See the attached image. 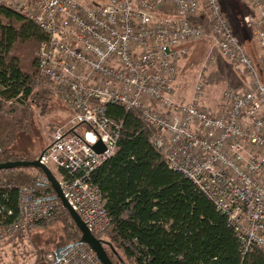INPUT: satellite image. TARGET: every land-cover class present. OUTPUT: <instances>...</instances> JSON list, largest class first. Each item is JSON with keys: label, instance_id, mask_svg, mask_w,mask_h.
Returning <instances> with one entry per match:
<instances>
[{"label": "built area", "instance_id": "obj_1", "mask_svg": "<svg viewBox=\"0 0 264 264\" xmlns=\"http://www.w3.org/2000/svg\"><path fill=\"white\" fill-rule=\"evenodd\" d=\"M244 1L256 12L245 23L263 52L259 66L220 0H98L92 6L79 0H0V6L48 34L37 52L38 78L65 104L70 118L37 160L66 172L56 177L64 197L93 234L111 224L92 176L117 149L122 124L107 113L115 105L140 114L167 166L226 217L242 258L264 250V0ZM206 39L251 81L250 90L225 91L226 109L218 115L201 102L202 80L190 103L174 98L178 62L189 54V45ZM99 142L102 154L93 150ZM36 182L49 184L43 173ZM60 206L28 186L19 190L17 214L0 202V249L26 238L30 226L53 218ZM44 259L101 264L83 245L60 260L55 253Z\"/></svg>", "mask_w": 264, "mask_h": 264}, {"label": "trees", "instance_id": "obj_2", "mask_svg": "<svg viewBox=\"0 0 264 264\" xmlns=\"http://www.w3.org/2000/svg\"><path fill=\"white\" fill-rule=\"evenodd\" d=\"M47 39L48 34L23 14L0 6V164L36 160L16 158L11 147L15 136L28 130L30 110L53 95L38 91L42 84L37 81V52ZM251 57L258 66L257 56ZM15 104L24 108L19 119L8 107ZM107 113L122 124V130L114 155L92 176L111 220L104 233L94 235L104 241L114 264H264L262 249L242 258L226 217L190 180L167 166L152 142L153 130L138 112L109 105ZM38 173L42 172L34 168L0 171L2 205L17 214L23 186L53 200L55 190L50 183L38 185ZM65 176L59 170V177ZM56 222L63 226L66 243L62 247L79 241L81 233L62 206L53 218L29 230H44Z\"/></svg>", "mask_w": 264, "mask_h": 264}, {"label": "rangeland", "instance_id": "obj_3", "mask_svg": "<svg viewBox=\"0 0 264 264\" xmlns=\"http://www.w3.org/2000/svg\"><path fill=\"white\" fill-rule=\"evenodd\" d=\"M81 3L92 6L98 4V0H79ZM223 10L235 34L245 32V37L255 46L254 54L257 59L263 55L261 48L252 35V31L246 26V18H254L255 10L244 0H221ZM205 30L210 32L208 20L202 21ZM246 45V44H245ZM189 47V54L178 62V75L174 86V98L177 101L190 103L193 100L196 84L202 80L205 84L201 102L211 113L218 115L225 111L223 95L229 89L247 91L251 89L250 79L241 76L234 64L223 58L217 46L211 39H206ZM249 52V49H248ZM259 66V61H258ZM37 81L42 84L38 91H52L37 76ZM53 92V91H52ZM13 111V116L19 119L22 115L23 107L17 104L8 106ZM70 118V112L65 104L55 95L48 97L37 103L29 113L28 130L15 136L14 144L11 147V155L21 159L22 157L36 159L51 143L53 134L59 126L64 125ZM1 156V151H0ZM53 173L59 177V170L51 167ZM40 173L36 174V179ZM30 232V230H29ZM33 233V234H32ZM29 238L31 242L30 250L35 254L28 257L25 264H32L33 261L39 263L41 257L49 253H55L58 247L66 243L63 233V226L60 222L53 223L47 229H34ZM108 241L107 237L103 238ZM41 252H43L41 254ZM28 253V252H27ZM20 255L6 254L2 257L3 263L21 262ZM1 259V258H0Z\"/></svg>", "mask_w": 264, "mask_h": 264}, {"label": "water", "instance_id": "obj_4", "mask_svg": "<svg viewBox=\"0 0 264 264\" xmlns=\"http://www.w3.org/2000/svg\"><path fill=\"white\" fill-rule=\"evenodd\" d=\"M93 150L97 154H102L105 150L102 142L97 143L93 146ZM19 168H34L40 170L47 178L53 189L55 190L56 196L54 200H59L62 206L68 211L76 227L81 233V238L79 241L67 246V247H58L55 251V255L58 260L64 255V253L73 249L76 246H88V248L96 255L101 264H114L108 255V252L105 248L106 244L103 240L98 239L86 226L81 217L76 213L68 204L67 200L64 197L63 191L61 189L60 183L54 173L48 167L40 163L39 160L35 161H12L7 163L0 164V171L10 170V169H19Z\"/></svg>", "mask_w": 264, "mask_h": 264}, {"label": "crops", "instance_id": "obj_5", "mask_svg": "<svg viewBox=\"0 0 264 264\" xmlns=\"http://www.w3.org/2000/svg\"><path fill=\"white\" fill-rule=\"evenodd\" d=\"M221 2V0H220ZM245 3H247L246 1H244ZM222 4V3H221ZM240 34V36H238V34H236L237 38L239 39V41L241 40L244 45L247 47V49H249V53L252 55L254 54V49H255V46L253 45V43H251L250 41H248V39L245 37V32H238ZM52 171V169H51ZM53 172V171H52ZM56 176V175H55ZM32 233V231L30 232V234ZM33 234V233H32ZM31 234V235H32ZM31 242L29 240V238H22V239H19L13 243H10V244H7L5 246H3L1 249H0V264H5L3 263L4 261L2 260V257L5 258V255L6 254H12L14 256H16L17 254H19L21 257L20 259L23 260V263L25 264L27 262V259L28 257H30V255L33 254V252L30 250L31 248ZM28 252V253H27ZM43 252H41L42 254ZM34 255V260H35V254ZM45 257H41L39 263H37L36 261H33L32 264H46L45 263ZM15 263L14 261L13 262H8L6 264H13ZM18 264V262H16ZM21 262H19L20 264Z\"/></svg>", "mask_w": 264, "mask_h": 264}]
</instances>
